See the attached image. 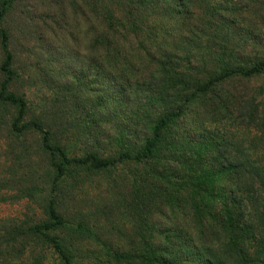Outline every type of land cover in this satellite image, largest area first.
<instances>
[{
  "label": "rangeland",
  "instance_id": "374dc122",
  "mask_svg": "<svg viewBox=\"0 0 264 264\" xmlns=\"http://www.w3.org/2000/svg\"><path fill=\"white\" fill-rule=\"evenodd\" d=\"M190 1L203 17L216 8V0ZM76 4L77 0H16L6 19L0 21V27L10 34L9 50L14 54L11 68L16 73L17 83L11 82L8 91L27 101L18 128L42 122L51 130L50 139L55 146L64 149L68 159L81 160L95 155L99 159L113 160L125 152L136 156L144 150L146 141L152 138L153 127L171 110L182 105L209 78L227 68H249L264 61V23L250 25L245 22L241 28L239 22L236 34L239 46L233 48L235 55L211 63L203 57L192 58L191 53L184 51L183 43L178 40L181 31L154 23L152 49L169 46L167 57L162 61L169 63L173 71L177 69L178 76L171 75L172 91L159 107L155 105V110L149 114L136 115L141 105L146 107L147 98L157 94L170 77L155 75L146 79L141 70H136V78L152 90L149 93L143 90L144 95L137 93L134 78L129 84L117 81L114 65L109 62L100 63L103 70L97 76L96 70H90L95 67L94 59L86 53L87 50L78 45L77 50H73L67 44L70 30L66 20L74 17ZM190 19L193 26L200 25L198 20L204 22V18L197 13ZM167 28L169 32L164 31ZM63 47L66 50L64 55L56 52L59 60H52L51 54ZM46 49H51L48 57L43 55ZM148 49V43L137 45L134 54L128 53L123 63L135 61L142 66L140 57L147 54ZM215 49L212 54L224 52L217 47ZM5 60L0 34V91L8 78L7 73L2 71ZM149 62L153 65L154 61ZM154 64L153 69L160 61ZM179 71L183 73L182 77ZM98 78L100 81L97 83ZM198 98L187 107L186 116L162 133V149L165 152H161V148L158 150L156 162H127L107 171L74 164L66 167V174L54 192L52 187L57 172L52 166L50 154L44 150L42 133L34 127L15 133L12 129L20 106L0 102V261L4 260L0 264H62L51 244L27 237L19 227L22 220L24 229L31 233L33 227L49 224L48 206L52 197L59 204L57 213L65 216L67 224L47 234L61 244L71 257V263L115 264L116 260H111L107 247L112 245L127 254L137 247L131 243L133 233L146 231L144 226L140 229L141 217L136 219L132 216L135 208L131 202L139 200L138 194H141V187L136 184L142 176L152 172L165 177L168 159L165 155L170 150L174 149L188 161L196 149L193 141L187 139L186 145L171 144L193 130H197V137L216 135L214 150L228 142L230 147L226 153L232 161L239 160L244 172L241 192L245 190L243 195L249 197L251 194L247 195L248 191H259L264 181V76L250 79L235 77ZM131 99L133 101L129 102ZM131 105H135L132 113ZM129 115L135 116L132 118ZM127 134L129 137H126ZM14 147L17 148L14 152L19 153L2 156L8 153H3L4 150ZM61 162L58 154L55 164ZM16 164L19 167L16 168ZM213 165L207 164L205 171L212 172ZM173 167L181 176H189V170L184 173L180 164ZM201 171L198 169L196 176ZM166 181L159 188L165 193H175L179 179ZM39 188L41 192L34 195L32 191L36 192ZM21 192L25 204L20 202L14 206L9 198ZM134 192L138 193L135 198ZM247 208L255 210V204L251 202ZM254 217L255 227L264 224V216ZM11 235L24 245L11 240ZM7 242L13 245L12 254L6 248ZM246 260L264 264L261 243L247 252Z\"/></svg>",
  "mask_w": 264,
  "mask_h": 264
},
{
  "label": "trees",
  "instance_id": "16d2710c",
  "mask_svg": "<svg viewBox=\"0 0 264 264\" xmlns=\"http://www.w3.org/2000/svg\"><path fill=\"white\" fill-rule=\"evenodd\" d=\"M202 1L206 2V0ZM0 2V21H2L6 19L9 9L16 0H0ZM215 6L216 8L209 10L203 17L197 10V6L190 0H77L74 17L66 20V26L70 30L67 44L69 43L73 50L77 45L87 50L86 53L94 59L95 67H91L90 70H96L97 76L101 74L100 70H103L100 63L109 62L114 65L117 81L129 84L134 78L137 93L145 95L143 90L146 93L152 90L146 83H140V80L136 78L137 74H134L136 70H141L146 79L155 75L163 78L170 77L169 81L159 88L157 94L154 93L147 98L146 107L141 105L136 115L149 114L155 110V105L159 107V104L171 93L173 88V84L170 83L171 75L176 74L177 71V69L173 71L169 63L162 61L167 57L169 46H157L156 49H152L151 33L154 23L165 24L168 28L173 27L178 32L181 31L178 40L183 43L184 51L191 53L192 58L203 57L206 61L210 60V63L235 55L233 48L239 46L236 41L239 22L240 26L245 22L250 25L264 23V0H216ZM195 13L204 18V22L198 20L200 25L193 26L190 18ZM66 15L67 12H65ZM74 24H77L75 28ZM168 28L164 31L169 32ZM0 34L6 57L2 71L8 75L7 80L2 84L0 102L20 106L19 116L14 121L12 129L15 133L30 130V127L42 133L44 150L50 154L52 166L57 172L52 192L65 176L66 167L74 164L90 165L97 171H107L127 162L140 164L156 162L158 150L161 148V152H165L162 149V133L186 116L187 107L200 99L198 97L212 92L218 85L235 77L250 79L264 76V61H259L249 68L240 66L227 68L209 78L204 85L187 97L182 105L174 110L168 108L171 112L153 127L152 138L146 141L144 150L136 156L125 152L118 159L113 160L99 159L95 155L74 160L67 158L64 149L55 146V142L51 140V130L42 122L28 123L18 128V124L23 119L27 101L8 91V85L11 82L17 83L16 73L11 68L14 54L9 50L10 34L2 27H0ZM143 42L148 43L149 48L148 53L140 57L143 65L135 61L124 64L123 59L127 58V54H134L136 46L143 45ZM55 43L57 45L56 41ZM215 47L224 52L212 54V50H216ZM56 52L64 55L66 50L63 47L51 54V59L58 61L59 55H56ZM50 53L51 49H46L43 55L48 57ZM149 61H154L153 65ZM157 61H160V64L153 69ZM179 73L182 77L183 73L180 71ZM99 81L100 78L96 80L97 83ZM132 101L133 99L129 100V102ZM131 106L132 113L135 105ZM129 116L133 118L135 115ZM197 136V130H193L171 144L186 145L187 139L192 140L196 149L192 151L188 161L174 152L175 150L171 147L173 150L165 155L168 158L165 168L166 176L152 172L146 177L142 176L141 181L136 184L140 185L141 194L134 192V198L138 194L139 200L131 202V206L135 208L132 216L136 219L138 216L141 217L140 229L144 226L146 231L133 233L131 243L137 247L127 254H123L112 245L107 247L111 260H116L115 264H263L246 260V254L255 245L261 243L264 257V224L259 227L254 225L256 223L254 216H264V181L259 191H248L247 195L251 194L249 197L243 195L245 190L241 192L240 187L243 184L244 172L239 160L232 161L226 153L230 144L225 142L214 150L217 146L216 135L213 136L212 133L210 138ZM126 137H129V134ZM15 149L17 148L4 150L3 153H8L2 156L8 157ZM58 154L62 162L55 164ZM196 157L197 161H195ZM23 161L26 162V159ZM174 164H180L184 173L189 170V176H181L180 172L175 171ZM207 164H215L211 167L212 172L205 171ZM17 167L19 164H16ZM198 169L202 171L196 176ZM258 169L263 172L262 167L259 166ZM177 179L179 183L175 187V193H165L159 188L162 182L167 183L166 180L174 182ZM208 180L211 182L207 183ZM32 192L37 195L36 193L41 192V188ZM9 199L14 206L20 202L25 204L22 192L16 197L12 194ZM251 202L255 204V210H248L247 207ZM58 205L52 197L48 206L49 224L35 226L31 229V233L24 229L25 224L22 220L19 227L22 234L24 233L27 237L51 244L62 264H72L71 257L63 250L61 244L47 234L48 231L67 224L65 216L57 213ZM252 217H254L253 220ZM98 237L104 239L99 234ZM9 238L21 246L24 245L21 240H16L14 235ZM12 247L11 242L6 243L9 254L10 252L12 254Z\"/></svg>",
  "mask_w": 264,
  "mask_h": 264
}]
</instances>
